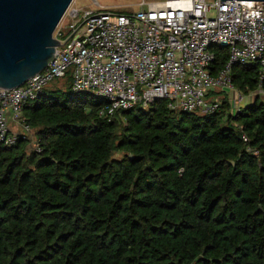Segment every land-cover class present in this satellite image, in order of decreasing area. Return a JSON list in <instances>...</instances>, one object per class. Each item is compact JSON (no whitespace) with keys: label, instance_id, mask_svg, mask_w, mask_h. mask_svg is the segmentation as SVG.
<instances>
[{"label":"trees","instance_id":"16d2710c","mask_svg":"<svg viewBox=\"0 0 264 264\" xmlns=\"http://www.w3.org/2000/svg\"><path fill=\"white\" fill-rule=\"evenodd\" d=\"M258 75L229 73L241 95L264 92ZM55 80L23 107L39 151L0 144V264H264V98L107 119L70 72Z\"/></svg>","mask_w":264,"mask_h":264},{"label":"built area","instance_id":"2783aa9c","mask_svg":"<svg viewBox=\"0 0 264 264\" xmlns=\"http://www.w3.org/2000/svg\"><path fill=\"white\" fill-rule=\"evenodd\" d=\"M93 1L99 9L68 10L53 32L59 45L44 69L19 86L0 87L1 145L29 139L23 107L67 72L73 91L104 101L98 115L107 119L155 100L170 110L213 111L220 100L210 92L234 89L229 73L236 63L258 64L264 82V2L142 0L140 9L129 12ZM215 46L226 48L228 59L211 74Z\"/></svg>","mask_w":264,"mask_h":264},{"label":"water","instance_id":"95a60500","mask_svg":"<svg viewBox=\"0 0 264 264\" xmlns=\"http://www.w3.org/2000/svg\"><path fill=\"white\" fill-rule=\"evenodd\" d=\"M71 2L0 0V87L19 86L46 67L59 45L53 32Z\"/></svg>","mask_w":264,"mask_h":264},{"label":"rangeland","instance_id":"374dc122","mask_svg":"<svg viewBox=\"0 0 264 264\" xmlns=\"http://www.w3.org/2000/svg\"><path fill=\"white\" fill-rule=\"evenodd\" d=\"M99 4V6L105 8V9H115L118 11H129L133 12L138 9H140L139 3L142 0H96ZM162 0H145L146 3L149 2H158ZM214 0H206L207 3H212ZM78 9L79 12H83L85 10H97L99 9L98 6L95 5L93 0H72L70 3L68 9L64 13L63 17L61 18L60 22L58 23L57 27L62 26L68 17V10L69 9ZM143 9L146 8V6H142ZM56 29V28H55ZM57 83V84H56ZM67 86V83L63 84V81L55 80L53 84L48 85L47 88L51 89H64V87ZM215 95H219L221 98L223 95H225V98L230 100L232 102V105L234 106H240L245 103L251 102L255 97L264 98V92L260 89H258L255 92H251L248 95H241L237 90L232 89L230 91L222 92V90H216L214 91ZM28 136V142L26 150L30 151L33 146L34 141V129H31L29 131ZM118 156L120 154H117Z\"/></svg>","mask_w":264,"mask_h":264},{"label":"crops","instance_id":"0c3cea01","mask_svg":"<svg viewBox=\"0 0 264 264\" xmlns=\"http://www.w3.org/2000/svg\"><path fill=\"white\" fill-rule=\"evenodd\" d=\"M140 6V5H139ZM103 8V7H102Z\"/></svg>","mask_w":264,"mask_h":264}]
</instances>
